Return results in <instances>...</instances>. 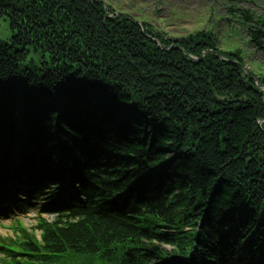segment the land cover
Listing matches in <instances>:
<instances>
[{"label": "trees", "instance_id": "16d2710c", "mask_svg": "<svg viewBox=\"0 0 264 264\" xmlns=\"http://www.w3.org/2000/svg\"><path fill=\"white\" fill-rule=\"evenodd\" d=\"M211 3L169 37L101 0H0V185L54 215L1 264H264V0Z\"/></svg>", "mask_w": 264, "mask_h": 264}, {"label": "rangeland", "instance_id": "374dc122", "mask_svg": "<svg viewBox=\"0 0 264 264\" xmlns=\"http://www.w3.org/2000/svg\"><path fill=\"white\" fill-rule=\"evenodd\" d=\"M104 3V7L111 5L113 10L117 14H128L133 18H147L149 23H153V27L157 31L167 34L169 37H181L192 32L202 24H205L208 18L215 19V16L221 11L220 6L214 7L211 0H101ZM262 5V4H260ZM249 7V6H248ZM259 4L252 6L257 14H263L264 10L259 8ZM138 20V19H137ZM143 22V21H142ZM138 23H141L140 21ZM142 25V24H141ZM142 28V27H141ZM222 33L225 36L228 34L224 29ZM12 37V31L8 20L0 19V43L9 44ZM223 35H219L220 47L226 49L227 39L223 38ZM242 48L248 52L247 63L245 70H256L257 67L252 60L256 59L249 56L251 51L245 42H242ZM34 63L37 66L39 60L34 59ZM29 65V64H28ZM264 73V72H263ZM45 202H41L37 206L33 207V210L26 215H22V223L28 230H31L36 225V215L41 212V206ZM42 218L50 220L52 217L47 214H42ZM9 221L0 220V236L12 237L14 234L9 230ZM169 249L168 246L159 245ZM244 247H242L241 254L244 255Z\"/></svg>", "mask_w": 264, "mask_h": 264}, {"label": "water", "instance_id": "95a60500", "mask_svg": "<svg viewBox=\"0 0 264 264\" xmlns=\"http://www.w3.org/2000/svg\"><path fill=\"white\" fill-rule=\"evenodd\" d=\"M138 25H139L140 27H142L141 23H138ZM188 58H189L190 60L197 61L196 58H193V57H191V56H189ZM256 86H257V85H256ZM257 88H260V87L257 86ZM263 90H264V88H263ZM263 92H264V91H263ZM263 101H264V98H263Z\"/></svg>", "mask_w": 264, "mask_h": 264}]
</instances>
